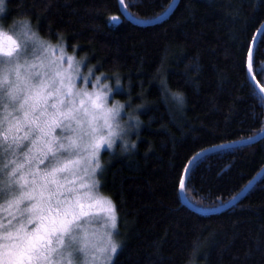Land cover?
I'll return each mask as SVG.
<instances>
[{
	"label": "trees",
	"instance_id": "trees-1",
	"mask_svg": "<svg viewBox=\"0 0 264 264\" xmlns=\"http://www.w3.org/2000/svg\"><path fill=\"white\" fill-rule=\"evenodd\" d=\"M171 2L125 5L133 17L151 19ZM2 18L28 20L96 73L110 80L118 75L120 101L141 107L135 149L116 146L101 154L99 189L116 206L122 242L114 264H264V173L236 203L216 212L192 210L179 193V175L196 153L264 128V100L246 62L264 21V0H178L165 19L149 25L125 18L118 0H6ZM261 68L264 31L253 65L264 87ZM177 92L184 97L179 109L170 97ZM263 167L264 137L209 152L188 173L186 199L217 207Z\"/></svg>",
	"mask_w": 264,
	"mask_h": 264
},
{
	"label": "snow or ice",
	"instance_id": "snow-or-ice-1",
	"mask_svg": "<svg viewBox=\"0 0 264 264\" xmlns=\"http://www.w3.org/2000/svg\"><path fill=\"white\" fill-rule=\"evenodd\" d=\"M4 4L0 0V14L5 12ZM110 19L115 22L119 17ZM41 49L47 51L28 20L20 22L15 34L0 26V173L6 177L0 181V195L6 196L8 212L7 222L0 221V264H81L78 253L83 254L82 264H114L122 247L113 239L112 230L118 232L116 206L92 189L100 183L95 173L103 168L101 146L111 149L124 132L117 120L123 105H106L111 92L106 84L101 87L107 92L77 88L79 67L73 57L67 58V68L52 60L50 64L57 66L54 76L44 71L43 63L19 62L21 54L31 50L35 55ZM254 57L255 49L249 45V73ZM96 79L99 82L100 77ZM172 96L177 104L184 103L181 93ZM55 129L72 135L57 136ZM135 147L133 143L131 148ZM188 171L185 166V174L179 175L181 190L186 188ZM94 210L106 214L109 232L105 246L90 252L85 245L76 246L74 228Z\"/></svg>",
	"mask_w": 264,
	"mask_h": 264
},
{
	"label": "rangeland",
	"instance_id": "rangeland-1",
	"mask_svg": "<svg viewBox=\"0 0 264 264\" xmlns=\"http://www.w3.org/2000/svg\"><path fill=\"white\" fill-rule=\"evenodd\" d=\"M4 7H5V4H4ZM3 14L4 13L0 14V26H3L6 32H9L12 34H15V32L19 31L20 22L23 20L8 22L2 18ZM31 29L32 31L36 32L32 26H31ZM38 37L43 41L44 45L47 47V51L45 52L43 51V49H41L37 51L35 55H33L31 50H29L27 55L21 54L20 60H19L21 64H23L25 60H27L29 63H36V64L43 63L45 66L44 71L48 75L54 76L55 72L57 71V66L51 65L50 62L52 60H58L63 65L64 68H67V58L73 57L79 67V72L75 74L77 88L87 87V89L90 92L95 91V90L107 92L108 91L107 89H104L101 87V85L106 84L108 85V88L111 89V92H108V95L105 101L106 105L108 107H111L113 104H117V103L123 105L117 120L120 123L121 127L124 129V132L120 136L115 138L113 147L111 149H109L106 144L101 146V150L99 153V160L103 166V160L101 159L102 151L104 150L114 151V148L116 146L122 147L123 141L125 139L130 141L129 146L133 144V141L140 129V123L138 126H135V120L138 119L137 112L139 111V108L141 107L138 106L134 108L129 104L128 101H124V102L120 101V99L117 96V93H120L122 91V87L120 84L117 85V80L115 78L110 80L109 78H107L105 74H102V73L98 74L92 69V67L86 66L85 64L86 61L84 57L83 58L78 57L74 53L69 52L65 46V43H63L62 41L59 43L50 42L44 39L43 37H41L39 34H38ZM62 53H63V58L61 59ZM2 59L3 57H0V60ZM85 77L88 78L87 82H85V79H84ZM97 77H100L99 82H97V79H96ZM93 85H96V89L93 88ZM170 97L174 101L176 109H179L178 106L180 105L177 104V102L173 99L172 94H170ZM54 134L57 136L72 135L71 133L66 132V131L61 132L60 129H55ZM100 173H101V170H98L95 173V179L98 181L100 180ZM5 179H6L5 174L0 173V181H4ZM84 179L88 180L89 178L84 177ZM99 185H97L96 187L92 189L93 194L110 199L107 195L103 194L100 191ZM77 191L84 192V191H87V189L77 188ZM5 201H6V196L0 195V221L4 223L7 222L6 217L8 216ZM76 224L78 225V227L74 228V233L77 236V245H76L77 247H80L81 245H85L89 248L90 252H96L97 249L103 248L105 246V244L107 243V238H108L107 233L109 232V228L107 225V216L104 212L94 210L93 212L89 214L88 217H81L79 221H76ZM112 232H113V239L119 241L118 232L116 230H112ZM77 259L82 264L84 260L83 254L78 253ZM89 259H91V257H89ZM93 264H101V261H95L93 262Z\"/></svg>",
	"mask_w": 264,
	"mask_h": 264
},
{
	"label": "water",
	"instance_id": "water-1",
	"mask_svg": "<svg viewBox=\"0 0 264 264\" xmlns=\"http://www.w3.org/2000/svg\"><path fill=\"white\" fill-rule=\"evenodd\" d=\"M118 2H119V0H118ZM177 2H178V0H172V2L170 3L169 7L162 14H160V15L154 17V18H151V19H137V18L133 17L127 11V9L125 7V4L124 5L119 4V8H120L121 13L125 16V18H127L131 22H133L135 24H139V25H149V24H154V23L160 22L161 20L165 19L172 12V10L175 7V5L177 4ZM263 31H264V21L262 22V24L256 30V32H255V34L253 36V39H252V41L250 43V45L254 49H255L257 40H258L260 34ZM247 74H248V77H249L252 85L254 86V88L257 90V92L260 94V96L264 100V92L261 91V88L263 86L258 82L256 77H255V79H253V76H255L253 72L249 73L248 69H247ZM263 137H264V128L259 133H257L256 135L252 136L251 139L248 138V139L241 140V141H238V142H231V143L223 144L222 147L213 146V147H210V148H206V151H200L199 152V153H201L200 156H197L195 154L189 160V162L187 163L186 166H188L189 169H191L192 165L196 162L197 159H199L200 157H202L203 155H205V154H207L209 152H212V151H215V150H219V149H222V148H225V147H232V146H237V145L251 144V143H254V142L260 140ZM188 173H189V171H188ZM188 173H187V176H188ZM263 173H264V167L235 196H233L227 202H225L223 204H220V205H218L217 207H214V208H202V207H199V206H196V205L192 204L191 202H189L186 199L184 189L181 190L179 188L180 198H181V201H182L183 204L187 205L189 208H191L194 211H197V212H200V213L216 212V211L228 208V207L232 206L234 203H236L253 186V184L256 182V180ZM183 174H185V173L183 172Z\"/></svg>",
	"mask_w": 264,
	"mask_h": 264
},
{
	"label": "clouds",
	"instance_id": "clouds-1",
	"mask_svg": "<svg viewBox=\"0 0 264 264\" xmlns=\"http://www.w3.org/2000/svg\"><path fill=\"white\" fill-rule=\"evenodd\" d=\"M131 118V117H130ZM139 125V120L138 119H136L135 120V126H138ZM130 130V129H129ZM129 145H130V141H128V140H124L123 141V144H122V148H123V150L124 151H126L127 149H129Z\"/></svg>",
	"mask_w": 264,
	"mask_h": 264
}]
</instances>
